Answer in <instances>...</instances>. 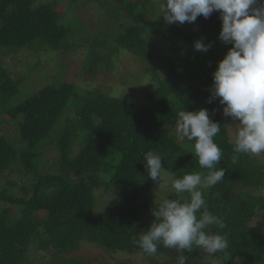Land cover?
<instances>
[{
  "label": "trees",
  "instance_id": "16d2710c",
  "mask_svg": "<svg viewBox=\"0 0 264 264\" xmlns=\"http://www.w3.org/2000/svg\"><path fill=\"white\" fill-rule=\"evenodd\" d=\"M38 1L0 0V16L9 13L14 20L11 25L10 17L0 18V48L45 45L53 51L65 49L69 28L59 22L58 13L49 5L35 7ZM116 2L128 16L124 20L131 23L123 26L125 34L116 36L117 42L146 60L166 57L160 47L148 43L149 38L192 42V31L147 18V6H142L141 0ZM219 28L216 12L196 31L210 36ZM86 58V62L99 59L95 50ZM170 64L173 70L158 84L154 80L157 88L144 104L102 93L82 94L69 83L46 85L12 103L25 85L12 80L0 64V114L19 121L18 146L0 137V264H85L80 257H70L80 244L149 256V264L153 260L177 264L180 255L186 264H264V235L251 226L256 220L264 222V159L240 154L238 161L232 162L234 143L222 117V105L218 99L208 102L212 75H208V90L203 92ZM191 64L195 67L197 63ZM216 68L213 64L210 70ZM77 108L83 117L74 113ZM201 108L208 109L210 118L221 125L214 138L223 152L216 169L223 168L225 176L215 186L202 185L199 190L204 207L225 224L223 229L210 226L209 231L224 236L228 247L209 255L196 246L178 252L160 244L157 254L149 255L136 243L152 223L145 212L154 181L148 177L144 155L149 151L163 155L164 170L173 180L192 172L206 176L209 170L201 168L196 156L191 157L167 131V124L176 123L180 110ZM48 148L59 156L56 173L42 168ZM173 180L169 194H174L167 199L177 198ZM99 189L115 195L106 214L95 211ZM188 198V193L178 195L183 202ZM38 245L52 249L50 262L45 263L35 251Z\"/></svg>",
  "mask_w": 264,
  "mask_h": 264
},
{
  "label": "rangeland",
  "instance_id": "374dc122",
  "mask_svg": "<svg viewBox=\"0 0 264 264\" xmlns=\"http://www.w3.org/2000/svg\"><path fill=\"white\" fill-rule=\"evenodd\" d=\"M162 2L163 0H148V2L141 0L142 6L146 3V12L149 15L147 18L164 20L160 11ZM43 5H49L55 10L59 15V22L69 28L67 46L60 52L53 51L45 45L36 49L0 48V64L8 71L12 80L20 83L21 86L25 85L21 89L20 95L12 103H17L24 97L33 95L46 85L69 83L82 94L102 93L123 98L135 104H144L148 94L157 88L159 79H164L173 70L171 62L176 67L175 71L181 73L184 80L206 92L208 90V75L213 74V71L210 70L212 65H218V61L222 60L229 48L232 47V45L224 44L219 40L221 28L210 36H205L204 33L201 34L196 31L203 26L204 22L209 21L216 14L214 12L207 19L202 16L198 17L195 23L171 25L181 26L187 32L192 31V42L187 43L184 38L173 41L156 40L153 37L147 39L152 47H160V51L164 52L166 57H154L152 60H146L117 42L116 36L125 34L123 26L131 25V23L124 20L128 16L116 0H39L35 7ZM9 17L11 18L9 13L0 16L1 19H9ZM8 23L12 25L14 20L11 18ZM197 40L205 44L211 43L212 47L205 53L197 51L194 49V42ZM93 50L99 59L86 62L87 55ZM191 62L197 63L196 66L192 67ZM74 113L79 118L84 116L79 108L75 109ZM222 117L226 119L225 123L230 138L234 141L235 123L238 121L234 122L230 117H225L223 111ZM18 122L11 119L7 114H0V137H7L14 146H18L16 145L19 135ZM167 131L191 157L194 156V141L178 139L175 122L167 124ZM252 155L264 159V153ZM58 158L59 156L54 149H46L42 160L44 171L56 173ZM161 176V182L159 184L154 182L149 192L150 207L145 212L148 222L154 220L151 210L155 205L174 194H169L170 182L174 176L167 170L163 171ZM97 193L99 201L95 211L106 214L109 210V201L113 200L115 195L104 194L100 189L97 190ZM178 195L176 193V199H178ZM173 197L175 198V195ZM251 226L257 234L264 235L263 221L256 220L251 223ZM36 248L35 251L42 254L43 261L45 263L50 262L52 249L43 245H38ZM76 256L80 257L85 264H117L121 261H129L131 264L150 263L149 256L137 254L130 256L121 252H109L103 248L100 249L95 244H80L79 249L70 257ZM162 263L154 260L152 262V264Z\"/></svg>",
  "mask_w": 264,
  "mask_h": 264
},
{
  "label": "clouds",
  "instance_id": "9594fccd",
  "mask_svg": "<svg viewBox=\"0 0 264 264\" xmlns=\"http://www.w3.org/2000/svg\"><path fill=\"white\" fill-rule=\"evenodd\" d=\"M161 16L166 24L195 23L198 17L209 18L219 13L221 31L219 40L232 45L224 58L218 61L212 74L211 97L219 100L225 117L235 123V164L240 154L264 153V0H163ZM211 43L194 42V49L207 52ZM176 135L180 140L194 141V155L201 168L209 170L206 176L192 172L172 181L177 194L188 193L187 202L164 199L151 210L154 220L136 241L149 255L158 252V246L174 248L178 252L193 246L213 255L228 247L227 239L209 231L210 226L225 227L223 220L212 215L205 205L204 187L215 186L225 176L221 161L222 149L214 142L221 125L210 118L209 110H180L177 113ZM163 155L149 151L144 155L148 177L158 184L164 170ZM199 213V215H198ZM177 264H186L183 255Z\"/></svg>",
  "mask_w": 264,
  "mask_h": 264
}]
</instances>
